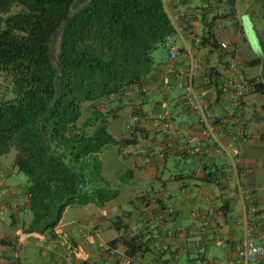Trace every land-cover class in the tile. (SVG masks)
Returning a JSON list of instances; mask_svg holds the SVG:
<instances>
[{
	"label": "crops",
	"instance_id": "1",
	"mask_svg": "<svg viewBox=\"0 0 264 264\" xmlns=\"http://www.w3.org/2000/svg\"><path fill=\"white\" fill-rule=\"evenodd\" d=\"M164 4L175 30L171 45L180 56L170 59V47L157 51L140 88L108 104L114 118L119 113L126 118V135L119 140L109 133L114 118L107 124L108 134L119 141L111 147L124 168L114 165L107 176L98 157L101 175L117 197L102 207L67 208L54 237L25 233L31 220L27 182L12 165L15 153L0 157L5 176L0 183V264H200L203 258L229 264L242 241H264V0ZM230 60L247 87L238 174L228 181L226 152L191 157L180 152L177 142L164 150L162 133L151 128L148 116L163 112L179 136L198 138L195 116L184 103L186 84L193 83L208 114L225 116L227 98L219 97L217 89ZM178 105L181 112H176ZM142 159L147 162L141 164ZM132 238L142 244L137 262L125 254V241ZM101 244L110 245L115 256L104 253Z\"/></svg>",
	"mask_w": 264,
	"mask_h": 264
},
{
	"label": "trees",
	"instance_id": "2",
	"mask_svg": "<svg viewBox=\"0 0 264 264\" xmlns=\"http://www.w3.org/2000/svg\"><path fill=\"white\" fill-rule=\"evenodd\" d=\"M75 1L0 0V73L13 94L0 100V157L14 151L26 178L25 233L54 237L67 208L117 197L98 160L119 144L107 132L113 108L100 107L139 89L175 33L163 0H87L74 10ZM125 246L130 258L143 250L134 238Z\"/></svg>",
	"mask_w": 264,
	"mask_h": 264
},
{
	"label": "built area",
	"instance_id": "3",
	"mask_svg": "<svg viewBox=\"0 0 264 264\" xmlns=\"http://www.w3.org/2000/svg\"><path fill=\"white\" fill-rule=\"evenodd\" d=\"M165 3V0H163ZM219 47L222 50H228L226 42H220ZM180 56V51L171 47L169 58L176 59ZM238 66L236 61L230 60L227 63V74L218 86L219 97L227 98L228 111L225 116L214 117L208 114L199 99L193 83L188 82L185 87V106L192 111L195 116V124L198 129V138L193 136H179L174 129L171 121L167 119L163 112H154L148 119L151 122V128L159 130L164 138V150H169L177 142L181 153L191 156L209 157L212 153L226 152L230 157V175L225 178L229 181L231 176L238 174L237 158L241 154L238 140L246 133V127L243 120V107L245 101L246 85L238 78ZM163 156V153H160ZM146 159L141 160L145 164ZM14 175V173H12ZM5 176L0 174V183L4 181ZM100 249L110 257L115 256L114 249L108 244H101ZM74 256L85 259V255L72 249ZM139 255L130 258V261L137 262ZM264 261V241L255 243L251 240L242 241L237 245L233 259L229 264H262ZM200 264H213L209 259L203 258Z\"/></svg>",
	"mask_w": 264,
	"mask_h": 264
},
{
	"label": "rangeland",
	"instance_id": "4",
	"mask_svg": "<svg viewBox=\"0 0 264 264\" xmlns=\"http://www.w3.org/2000/svg\"><path fill=\"white\" fill-rule=\"evenodd\" d=\"M86 1L87 0H76L75 4H74V10H77L80 7H82L86 3ZM17 10H18V8H13L11 10V13L16 12ZM3 17H5V15ZM57 49H58V38H55L54 45H53V52L56 53ZM156 52H154V53H156ZM11 91H12V85H11L9 79L4 74L0 73V100H6V99L12 98L13 94L11 93ZM165 106H166V110H168L167 104H165ZM112 108L114 109V107H112ZM175 108H176V112H181V110H182V108L179 105L176 106ZM109 109H111V108H108V106L107 107H100V110L102 111L101 113H103V115H107ZM89 116H90V108H89V104L86 103L82 107V116L79 120V125L84 123V121ZM125 122H126V118H125L124 113H119L114 119H112L110 121L109 133L115 139L119 140L120 137L126 135L125 130H124ZM10 153L12 155L15 152L11 151ZM9 154H7L5 157L9 156ZM98 157H99L100 161H102L103 164L105 165V168H106L105 170H106L107 176L111 175V170H112L114 165L118 166V168H120V169L124 168L122 163L117 162L118 158H116V148L115 147L103 149L98 154ZM118 161H121V160L118 159ZM19 176L22 178L25 177L22 173H19ZM73 207L77 208V206H73Z\"/></svg>",
	"mask_w": 264,
	"mask_h": 264
}]
</instances>
